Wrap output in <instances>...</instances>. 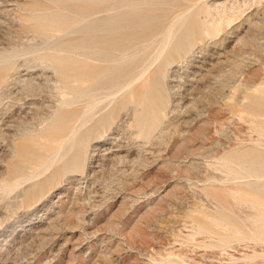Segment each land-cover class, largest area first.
Returning a JSON list of instances; mask_svg holds the SVG:
<instances>
[{
    "label": "rangeland",
    "instance_id": "1",
    "mask_svg": "<svg viewBox=\"0 0 264 264\" xmlns=\"http://www.w3.org/2000/svg\"><path fill=\"white\" fill-rule=\"evenodd\" d=\"M127 1L0 0V264H264V0Z\"/></svg>",
    "mask_w": 264,
    "mask_h": 264
},
{
    "label": "bare ground",
    "instance_id": "2",
    "mask_svg": "<svg viewBox=\"0 0 264 264\" xmlns=\"http://www.w3.org/2000/svg\"><path fill=\"white\" fill-rule=\"evenodd\" d=\"M144 4L145 3V6H146V3H147V1L146 0H144V1H142L141 3L140 2H130V1H127L126 3H124L123 4V6L126 4V7L128 8V9H130L131 11H133L132 12V14H128V13H126V14H128V16L127 17H125L126 16V14H125V16H123V17H125V18H119V19H121V21L122 22H124V23H127V24H129V26H130V24L132 25V26H136V27H140V28H142V29H144V31H142V33L141 32H139V31H133V32H131V33H129V34H127L126 35V37H125V40L126 39H133V38H135V37H137L138 39H143V40H148V39H150L152 36V31H150L148 28H149V26L151 25V20L149 19V16L150 15H148V12H146L145 10H147L146 8H145V12L147 13H144V14H142V15H139V14H137L136 13V11H137V8H138V6H139V4ZM150 3V2H149ZM151 4V3H150ZM108 10H109V8H108ZM150 10V9H149ZM151 11V10H150ZM142 12V11H141ZM112 18V17H111ZM114 18V17H113ZM112 18V19H113ZM152 19V18H151ZM98 20V19H97ZM114 21H120V20H115L114 19ZM108 22V21H107ZM121 22V23H122ZM111 23V22H110ZM123 23V24H124ZM101 24V23H100ZM120 25V24H119ZM118 25V26H119ZM43 26V25H42ZM41 26V27H42ZM47 26V25H46ZM92 26V25H91ZM106 26V25H105ZM128 26V25H127ZM121 27V26H120ZM131 27V26H130ZM157 27V26H156ZM171 27V29H172V25H170L168 28H170ZM43 28V27H42ZM167 28V29H168ZM47 29V28H46ZM157 29V28H156ZM92 30V29H91ZM138 30V29H137ZM167 31V33L164 35V33H163V36H162V38H163V40L165 41V43H166V41H169L168 40V36L170 35L169 34V31H170V29H168V30H166ZM90 32V31H89ZM155 33H157V32H155ZM162 35V34H161ZM92 37V36H91ZM95 38V37H94ZM93 39V38H92ZM101 39V38H100ZM95 40V39H94ZM153 40V39H152ZM107 42V41H106ZM160 42L162 43V41L160 40ZM84 43H86L85 41H82L81 42V44H84ZM98 43V42H97ZM104 52V51H103ZM103 56V55H102ZM87 60H89V59H87ZM57 64V63H56ZM58 66H60V65H58ZM66 66V65H65ZM62 69V68H61ZM66 69V68H65ZM93 70V69H92ZM66 71V70H65ZM100 71V70H99ZM67 72V71H66ZM93 72H94V70H93ZM99 73V72H98ZM101 74V73H100ZM103 74V73H102ZM157 78V77H156ZM157 80V79H156ZM154 82V81H153ZM156 82V81H155ZM157 83V82H156ZM76 86V85H75ZM144 87H145V92L146 93H149V92H151L150 91V89H152V86L151 85H149V83H146L145 85H143ZM73 88H75V87H73ZM153 92V91H152ZM152 92H151V94H152ZM158 94V93H157ZM155 95V94H154ZM140 102V101H139ZM262 127H263V125H262ZM64 143H65V140H64ZM63 143V144H64ZM60 147H62V146H59V148ZM58 150V149H57ZM57 152V151H56ZM261 175V174H260ZM259 175V176H260ZM264 189V188H263ZM262 219H264V216H263V218H261V220ZM259 221V220H258ZM263 221V220H262ZM231 223H232V221H231ZM261 224V223H260ZM264 224V223H263ZM262 224V225H263ZM238 227V226H237ZM261 227V226H260ZM260 231V230H259ZM263 233H264V230H263ZM261 235V234H260ZM262 237V236H261Z\"/></svg>",
    "mask_w": 264,
    "mask_h": 264
}]
</instances>
